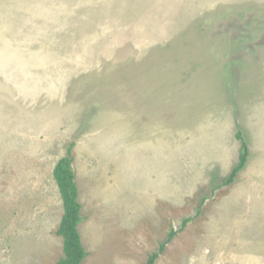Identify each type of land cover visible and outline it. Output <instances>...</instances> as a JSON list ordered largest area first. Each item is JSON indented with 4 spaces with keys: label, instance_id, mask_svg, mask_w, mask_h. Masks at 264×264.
Listing matches in <instances>:
<instances>
[{
    "label": "rangeland",
    "instance_id": "374dc122",
    "mask_svg": "<svg viewBox=\"0 0 264 264\" xmlns=\"http://www.w3.org/2000/svg\"><path fill=\"white\" fill-rule=\"evenodd\" d=\"M69 150L83 264H264V0H0V264L64 258Z\"/></svg>",
    "mask_w": 264,
    "mask_h": 264
},
{
    "label": "trees",
    "instance_id": "16d2710c",
    "mask_svg": "<svg viewBox=\"0 0 264 264\" xmlns=\"http://www.w3.org/2000/svg\"><path fill=\"white\" fill-rule=\"evenodd\" d=\"M238 138L242 140L240 160L238 166L233 170L231 176L225 182L227 185L234 182L238 173L246 166L249 157V148L242 138L241 133H238ZM72 163L73 157L69 150L68 155L62 158L54 169V178L59 187L64 204V215L57 234L64 239L65 256L59 264H83L88 256L79 231V225L82 222V205L79 202V189L75 180ZM191 220L190 218L184 220L182 229H184ZM176 235L177 232L172 230L168 234L167 239L160 244L159 249L149 256L146 264H156L160 256L165 252L167 245L172 242Z\"/></svg>",
    "mask_w": 264,
    "mask_h": 264
}]
</instances>
